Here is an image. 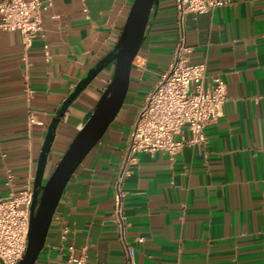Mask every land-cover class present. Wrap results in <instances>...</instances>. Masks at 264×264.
Returning <instances> with one entry per match:
<instances>
[{"label": "crops", "instance_id": "obj_1", "mask_svg": "<svg viewBox=\"0 0 264 264\" xmlns=\"http://www.w3.org/2000/svg\"><path fill=\"white\" fill-rule=\"evenodd\" d=\"M42 1L43 35L29 47L19 32L0 28L2 196L33 187L48 125L86 72L114 47L133 2ZM175 41L174 1L159 0L133 62L128 93L140 85L145 95L155 84ZM186 41L191 60L206 63L207 82L215 75L225 79L227 100L223 113L206 126L205 143L186 142L174 158L162 152L138 155L124 181L126 239L136 264H264V0H232L189 13ZM112 72L109 65L61 117L50 171ZM142 100L131 114L125 99L72 175L35 264H65L70 245L77 256L85 249L86 264H126L113 220L114 184ZM30 113L40 123H29ZM177 137L187 141L188 130ZM63 226L70 229L65 239Z\"/></svg>", "mask_w": 264, "mask_h": 264}, {"label": "built area", "instance_id": "obj_2", "mask_svg": "<svg viewBox=\"0 0 264 264\" xmlns=\"http://www.w3.org/2000/svg\"><path fill=\"white\" fill-rule=\"evenodd\" d=\"M176 8V41L172 58L159 74L155 84L145 93L134 118L124 148L123 159L114 184L113 220L125 250L126 264H136L135 249L126 239L127 220L124 211V181L143 152H162L174 158L186 142L203 144L205 128L222 113L227 100V83L220 75L206 81V63L191 60L192 47L186 41V17L189 13H204L230 5L232 0H173ZM42 0H0V28L17 31L25 47L43 35ZM48 56V45H45ZM29 92L31 90L29 89ZM29 123H40L30 113ZM187 141L177 136L184 129ZM13 175L7 173V183ZM33 187L27 185L18 193L0 195V263L17 264L28 243ZM54 218V216H53ZM53 221V220H52ZM70 229L63 226L61 238ZM65 264H86L85 249L75 255L68 247Z\"/></svg>", "mask_w": 264, "mask_h": 264}, {"label": "water", "instance_id": "obj_3", "mask_svg": "<svg viewBox=\"0 0 264 264\" xmlns=\"http://www.w3.org/2000/svg\"><path fill=\"white\" fill-rule=\"evenodd\" d=\"M158 5L159 0H133L114 47L86 72L48 125L34 178L27 248L17 264L36 263L67 183L123 107L130 87L133 62L144 42L148 26L156 16ZM109 65H113L112 76L92 113L78 129L53 170L45 177L61 117L80 93Z\"/></svg>", "mask_w": 264, "mask_h": 264}, {"label": "rangeland", "instance_id": "obj_4", "mask_svg": "<svg viewBox=\"0 0 264 264\" xmlns=\"http://www.w3.org/2000/svg\"><path fill=\"white\" fill-rule=\"evenodd\" d=\"M143 96H144V91L140 85L137 88L135 87L130 89L128 96L126 97V103H125V107H130L127 111L128 113L132 114L133 108L137 107L139 102L142 100ZM47 170L48 171H46L45 177H47L51 172L49 169Z\"/></svg>", "mask_w": 264, "mask_h": 264}]
</instances>
